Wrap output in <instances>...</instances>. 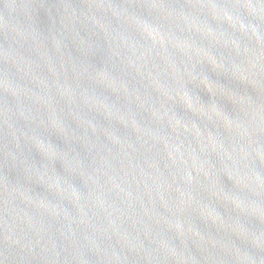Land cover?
<instances>
[{
	"label": "water",
	"instance_id": "1",
	"mask_svg": "<svg viewBox=\"0 0 264 264\" xmlns=\"http://www.w3.org/2000/svg\"><path fill=\"white\" fill-rule=\"evenodd\" d=\"M0 264H264V0H0Z\"/></svg>",
	"mask_w": 264,
	"mask_h": 264
}]
</instances>
